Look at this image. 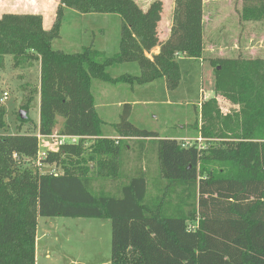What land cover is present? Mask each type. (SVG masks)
Listing matches in <instances>:
<instances>
[{
    "label": "trees",
    "instance_id": "1",
    "mask_svg": "<svg viewBox=\"0 0 264 264\" xmlns=\"http://www.w3.org/2000/svg\"><path fill=\"white\" fill-rule=\"evenodd\" d=\"M243 1L246 20L264 16V0ZM202 4L178 0L172 36L154 62L145 51L158 44L161 2L145 12L134 0H60L49 30L39 14L0 17V69L5 56L15 68L40 63L39 134L52 135L61 118L60 135L77 138L48 151L42 163L53 170L43 174L17 168L15 156L38 157V135L21 131L29 114L19 117L17 134L0 136V264H37L39 217L110 220V264H264V60L210 61L215 94L239 111L221 116L201 105L203 124L198 118L195 130L215 141L208 148L138 128L129 103L113 125L123 139L105 137L96 109L94 81L134 87L165 79L172 91L183 79L189 84L186 63L204 54ZM66 9L119 15V51L55 49ZM130 63L140 75L113 76L114 68ZM4 114L0 108V129ZM129 137L154 142L145 152L156 155L155 179L125 175Z\"/></svg>",
    "mask_w": 264,
    "mask_h": 264
},
{
    "label": "rangeland",
    "instance_id": "2",
    "mask_svg": "<svg viewBox=\"0 0 264 264\" xmlns=\"http://www.w3.org/2000/svg\"><path fill=\"white\" fill-rule=\"evenodd\" d=\"M59 1L7 0V5L8 10L26 13L43 12L47 24L52 23L51 25H53ZM134 1L145 12H148L155 2H161L162 21L160 20L161 23H159L163 27L172 24L174 28L178 0ZM202 8L205 39L204 62L193 60L191 63H186L191 68L189 75L192 80L189 84L184 85L183 79L178 89L166 94L165 89H157L160 86L163 87L162 81H157L154 85L155 88L143 85L139 87V84H135L140 88L137 89L136 93L131 92L130 89L128 90V86H131L129 84H127L128 86L124 84L114 86V84L102 81L93 82L92 91L95 103L98 106L99 113L108 122L103 128L105 137H111L112 124L118 120L113 116H108L109 118L104 116L107 115L109 109L111 115L115 113L113 112L114 108L107 105L111 94L108 92L123 87L127 88L121 95L124 97V101L126 103H137L133 106L130 121L140 129L155 132L160 138L177 136L181 133L180 135H185L186 138L180 139L179 143L197 144L201 149L208 148L210 144L215 143L213 140L209 142L200 134L195 138L197 136L195 130L197 119L199 118L201 120L199 121L200 124H203L201 112L198 109L201 105L211 106L212 110H219L221 116H226L238 112L239 106L233 105L215 94V73L210 61L239 57L249 60H264V16L257 21L255 19L253 21L246 20L243 17V0H203ZM79 15L81 13L66 9L61 34L53 41L55 49L78 52L83 47L92 46L106 56L119 51L118 46L122 29V20L119 15L90 13L85 17L81 15V18L77 19L76 16ZM161 36L157 30L158 44L151 51H145L146 58L151 55L152 59H148L152 62H154V56L161 53L160 50L159 53L155 54L157 49H162V46L165 45L164 40H161ZM39 64L38 61H31L15 68L13 67L12 57L5 56L4 67L0 69V108L5 111L3 116L5 127L0 129V136L14 135L19 132L21 126L20 112L26 109L30 120L22 125V133L39 134ZM182 69L183 75H185L184 65ZM126 73L140 75L141 70L135 63L125 64L112 70L114 76ZM202 86L204 87V93L201 98H198ZM5 92L9 95L4 102H1ZM112 93L115 99L120 96V93ZM62 121L60 118L59 125L53 134H60ZM215 124L218 128L221 127L219 121H216ZM198 138H202V141H196ZM130 140L127 139V141ZM58 141L57 138L52 141L49 139L42 140L41 150L57 149ZM153 147L154 142L148 141L147 148ZM153 163L157 164L155 156L153 157ZM212 167L215 168L217 165L214 163ZM17 168L21 171L29 168L35 173L40 172L43 174L50 173L53 170L51 167L38 170L33 162L23 159L17 161ZM106 185L110 188L108 183ZM37 238V243L39 242L37 244V264H101L106 261L110 262L111 259L112 225L110 220L39 217Z\"/></svg>",
    "mask_w": 264,
    "mask_h": 264
},
{
    "label": "crops",
    "instance_id": "3",
    "mask_svg": "<svg viewBox=\"0 0 264 264\" xmlns=\"http://www.w3.org/2000/svg\"><path fill=\"white\" fill-rule=\"evenodd\" d=\"M5 14H39V15H42L43 16L44 28L46 30H49L52 27V25H51L52 23L51 24H47L48 22H47V19H46L45 15L43 14V12H41V13H37V12L26 13V12H22V11L8 10L7 0H0V17H2ZM81 15H84L82 17H85L86 15H90V14H81ZM81 15L76 16L77 19L78 18H81ZM161 21H162V19H161ZM160 23L158 25L157 30L159 31L160 36L162 35L161 36L162 37L161 40H164V42L166 43V41L171 37V32H172L173 26H172V24H168V25H165L163 27V26H161ZM118 50H119V46H118ZM160 50L161 49L158 48L155 54L159 53ZM204 52H205V39H204ZM147 57L152 59L151 55H148ZM180 58L183 59V57H180ZM200 60L202 62H204V54H203V58L200 59ZM188 61H189V63H191V61H193V60H188ZM114 69H116V68H114ZM114 77H118V76H114ZM160 81H162L163 87L162 86L158 87L157 88L158 90L161 89V88H163V89H165V93L166 94H167V92L172 91V90L168 89V87L166 85L165 79H162ZM156 82L157 81H154V82L145 84L143 86H145V87L146 86H148V87H154V85H155ZM194 82H195V80H194ZM183 84L184 85L187 84V83H185V80H184ZM124 85L128 86L127 84H124ZM139 87H142V86L140 85ZM139 87L138 86H134V87L128 86V90L130 89L131 92L136 93L137 92V89H140ZM154 88H151V89H154ZM125 89H127V88H123V87L119 88L118 87V88L115 89V91L111 90V92L110 91L108 92V93H111V94H110V97H109V100H108V104L107 105H108V107L112 106L114 108L113 112H115V113L111 115V111L109 109L108 110V113H106L107 115H104V116H106V118H109L108 116H110V117L113 116V118L116 117L118 119L117 121H119L120 115H121V113L123 111L122 109L124 108V105L128 103V102L126 103L124 101L125 100L124 97L121 96L122 93L125 91ZM146 89H150V88H146ZM203 90H204V87L202 86L200 88V90H199L198 98L199 97L200 98L202 97V95L204 93ZM112 92H115L117 94L120 93L119 94L120 96L119 97H116V99H115V97L112 96V94H113ZM39 94H40V92H39ZM117 100H119V101L116 102ZM129 104H131V106H132V112H131V115H132V113H133V106L135 104L137 105V103L136 102H133V103H129ZM96 109H97V111L99 113L97 104H96ZM120 109H121V111H120ZM116 111H117V113H116ZM99 115L102 117V115L100 113H99ZM102 119L104 120L103 117H102ZM117 121H116V123H118ZM105 122H106V124H108L107 121H105ZM116 123H113L112 126L114 124H116ZM182 128H184V127H182ZM112 130H113V132L111 131V134H110L111 138H114V139H117V140L118 139H123V137H121L120 134H118L115 129L112 128ZM180 134L181 133H179L177 136H175V135L170 136L169 138H176L177 140L186 138L185 135L181 136ZM198 135L195 136V138H197ZM125 139H131L130 141H128V144H129V148H128L129 157L126 158L127 167L125 168V173H126L125 175H128V178H134V177L144 176V177H147L149 180L155 179V177H157L159 175V172H158V163L156 164L157 166L153 163V157L154 156L156 157V155H154V154H152L150 152L149 153H146L145 152V150L147 148L148 141H140V139L133 138V137H129V138H125ZM143 145H144L145 149L143 151H140L141 150V147H143ZM37 240H38V238H37ZM37 252H38V248H37ZM37 252H36V255H37ZM36 258H37V256H36ZM101 264H110V262L106 261V262H103Z\"/></svg>",
    "mask_w": 264,
    "mask_h": 264
},
{
    "label": "built area",
    "instance_id": "4",
    "mask_svg": "<svg viewBox=\"0 0 264 264\" xmlns=\"http://www.w3.org/2000/svg\"><path fill=\"white\" fill-rule=\"evenodd\" d=\"M8 95L9 94L7 92H5L4 93V97L1 99V102H4L7 99ZM38 138H39V152H38V157L35 160H26V161L33 162L35 164V166L38 167V168H40V169H42L44 167V165L42 163V160L44 158H46L48 151H51V149L50 150L48 149L47 151H42L41 150L42 140H44V139L48 140L49 139V140L52 141V140H54V138H57V139H59V141H58V144H59L58 147L61 144H63V143H66V142H75L77 140L76 137L63 136V135H60V134H52V135H49V136H42V135L38 134ZM196 141H200L201 142L202 141V138H198ZM192 145H194V144H189V143L183 144L184 147H188V146H192ZM15 158L17 160H20V158H18L17 156H15ZM191 229H192V227H191Z\"/></svg>",
    "mask_w": 264,
    "mask_h": 264
},
{
    "label": "water",
    "instance_id": "5",
    "mask_svg": "<svg viewBox=\"0 0 264 264\" xmlns=\"http://www.w3.org/2000/svg\"><path fill=\"white\" fill-rule=\"evenodd\" d=\"M28 118V112L26 110H22L20 112V119L21 120H26Z\"/></svg>",
    "mask_w": 264,
    "mask_h": 264
}]
</instances>
